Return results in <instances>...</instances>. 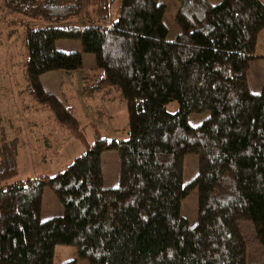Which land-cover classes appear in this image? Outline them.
Listing matches in <instances>:
<instances>
[{"label": "trees", "instance_id": "16d2710c", "mask_svg": "<svg viewBox=\"0 0 264 264\" xmlns=\"http://www.w3.org/2000/svg\"><path fill=\"white\" fill-rule=\"evenodd\" d=\"M110 5L111 0H4L13 12L43 21L104 17ZM173 5L171 21L163 0H121L109 25L26 28L31 92L85 144L63 171L13 182L15 159L3 155L0 264H53L59 243L74 245L88 264H256L247 260L239 221H251L264 246V87L253 93L247 79L264 29V3ZM60 39H78L83 52L94 54L100 81L121 91L127 139L103 138L95 130L93 142H86L73 113L44 89L42 74L82 68V54L58 49ZM172 102L178 104L175 112L167 109ZM205 110L208 118L190 125L189 114ZM112 149L119 154L120 181L106 188L102 153ZM190 153L198 156V171L184 183L183 159ZM46 186L63 212L41 220ZM194 188L198 215L190 225L180 208Z\"/></svg>", "mask_w": 264, "mask_h": 264}, {"label": "rangeland", "instance_id": "374dc122", "mask_svg": "<svg viewBox=\"0 0 264 264\" xmlns=\"http://www.w3.org/2000/svg\"><path fill=\"white\" fill-rule=\"evenodd\" d=\"M167 2L168 20L176 15L173 0ZM219 3L222 0H210ZM264 3V0H261ZM121 0H111L106 16L85 14L59 21H43L15 13L0 0V163L6 152L12 154L17 166V175L9 180H25L53 176L70 165L84 150V141L75 137L64 125H60L49 109L30 90L26 75L28 48L27 27L84 25L87 23L109 25L117 19ZM175 33V32H174ZM171 30L170 37L174 35ZM62 51H78L82 54V68L67 74L63 71H49L41 75L44 89L53 93L73 113L79 123V130L86 142L92 143L94 131L103 138L125 140L128 138L129 119L126 103L121 91L100 81L95 68V56L82 51L78 39H60L56 42ZM256 59L248 69L249 90L259 93L264 87V29L257 37ZM95 74L96 76L92 75ZM92 75V76H89ZM168 111L175 112L178 104L172 102ZM210 115V110L190 113L188 122L197 126ZM198 171V156L190 153L183 159V181L189 182ZM104 187L114 188L120 181V158L115 149L102 153ZM198 190L192 189L181 201L180 213L195 225L198 215ZM63 212V206L51 187L42 192L41 220H47ZM239 227L247 244V260L264 264V246L261 245L249 220L239 221ZM76 259L77 264H88L80 258L77 248L70 244H56L53 264H62Z\"/></svg>", "mask_w": 264, "mask_h": 264}]
</instances>
